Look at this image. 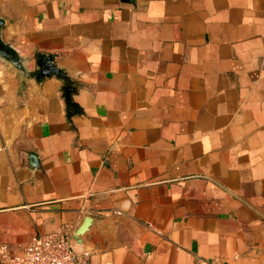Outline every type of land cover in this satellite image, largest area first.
<instances>
[{"label":"crops","instance_id":"1","mask_svg":"<svg viewBox=\"0 0 264 264\" xmlns=\"http://www.w3.org/2000/svg\"><path fill=\"white\" fill-rule=\"evenodd\" d=\"M0 19L31 70L0 60V245L91 216L89 264H264V0H0ZM44 54L64 77H36Z\"/></svg>","mask_w":264,"mask_h":264},{"label":"built area","instance_id":"2","mask_svg":"<svg viewBox=\"0 0 264 264\" xmlns=\"http://www.w3.org/2000/svg\"><path fill=\"white\" fill-rule=\"evenodd\" d=\"M0 264H89L67 233L33 235L25 245H0Z\"/></svg>","mask_w":264,"mask_h":264},{"label":"water","instance_id":"3","mask_svg":"<svg viewBox=\"0 0 264 264\" xmlns=\"http://www.w3.org/2000/svg\"><path fill=\"white\" fill-rule=\"evenodd\" d=\"M3 25L4 22L0 19V60L8 63L12 69L21 75L23 81H27L31 76V70L27 68L28 59L18 47L14 46L10 42H7L3 38ZM55 59L56 55L54 54H44L38 56V69L36 71V77L38 79H44L45 77L51 75L64 77L63 71L56 66ZM95 226L96 219L88 216L84 223L74 233L71 243L73 249L78 254L82 256L86 255V253L84 254L79 250L81 248V240Z\"/></svg>","mask_w":264,"mask_h":264}]
</instances>
